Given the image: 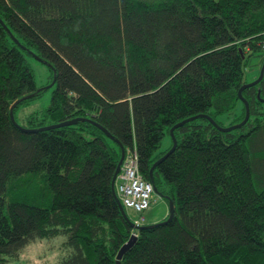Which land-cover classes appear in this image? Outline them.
<instances>
[{
    "label": "trees",
    "instance_id": "1",
    "mask_svg": "<svg viewBox=\"0 0 264 264\" xmlns=\"http://www.w3.org/2000/svg\"><path fill=\"white\" fill-rule=\"evenodd\" d=\"M0 20V264L57 236L56 264H115L132 233L119 264H264V76L241 92L245 125L193 119L162 158L177 123L235 114L248 60H264V0H0ZM30 52L54 89L21 124L18 109L47 90ZM72 119L84 120L39 130ZM97 125L172 201L169 221L123 217L120 148Z\"/></svg>",
    "mask_w": 264,
    "mask_h": 264
},
{
    "label": "rangeland",
    "instance_id": "2",
    "mask_svg": "<svg viewBox=\"0 0 264 264\" xmlns=\"http://www.w3.org/2000/svg\"><path fill=\"white\" fill-rule=\"evenodd\" d=\"M28 63L33 71L35 83L37 88H43L48 82V68L37 61L36 59L27 58ZM260 58L252 57L248 60V68L245 70L244 81L246 83L251 82L256 78L260 68ZM255 77V78H254ZM54 87L44 90L39 98L30 101L27 105L21 106L17 111V118L19 123H22L21 118L23 115H28L34 112L40 114L50 102L51 92ZM241 103V102H240ZM241 104H237L235 114L220 115L216 118L218 125L222 128L232 126L231 123L238 114V110L241 108ZM235 125V124H233ZM170 145L169 137H165L162 141L161 148L165 149ZM151 204L148 210L140 213L133 212L132 210L126 209V216L131 220L135 221L140 216L144 218L140 226L148 225L153 221H159L167 216L168 204L163 200L157 193H152ZM64 238L57 236L53 239H42L36 240L26 246L18 255V260H14L12 264H56L61 260L64 255L62 243Z\"/></svg>",
    "mask_w": 264,
    "mask_h": 264
},
{
    "label": "water",
    "instance_id": "3",
    "mask_svg": "<svg viewBox=\"0 0 264 264\" xmlns=\"http://www.w3.org/2000/svg\"><path fill=\"white\" fill-rule=\"evenodd\" d=\"M0 24H2L1 20H0ZM2 25H3V24H2ZM3 27H4V28L6 29V31L9 33V31L7 30V28H6L4 25H3ZM30 55H31L34 59H36L37 61H42L39 57H37L35 54H32L31 52H30ZM42 63H44V65H46V62L42 61ZM263 76H264V60H263L261 66H260V68H259L258 76L256 77V79H254L253 81H251V82H249V83H245V84H243V85L239 88V90H238V92H237V95H238L239 100L243 103V105H244V107H245V115H244V118L242 119V121H240L239 123H236L235 125H232V126H230V127L222 128V127H220V126H219L214 120H212L209 116H206V115H197V116L190 117V118H188V119H186V120H183V121H181L180 123H177L176 125H174V126L170 129L169 133H170V136H171V138H172V146H171V148L169 149V151H168V152H167L162 158H164L168 153H170V152L173 150V148L175 147L176 141H175V139L173 138V130H174L175 128H177V127L183 125L184 123L193 120V119H196V118H205V119H207V120H208V121H209V122H210L215 128H217L218 130H220V131H222V132H229V131L234 130V129H239L240 127H242L243 125H245V123L248 121V118H249V106H248L247 101L242 97L241 92H242L243 89H245V88H247V87H249V86L256 85V84H257V83L263 78ZM52 80H53V79H52ZM53 83H54V82H53ZM53 83H50L49 85H47V86L44 87V88H45V89L50 88V87L53 85ZM39 90H40V89H38L37 92H38ZM31 96H33V94H31L30 97H31ZM16 103H17V102H15V103L12 105V107L10 108L11 110H12L13 107L16 105ZM10 119H11L12 122H14V121H13V116H12V113H11V112H10ZM82 120H84V119H72V120H69V121H66V122H63V123H59V124H55V125H49V126L42 127V128H40L39 130H44V129L54 128V127H59V126H64V125H71V124H75V123H77L78 121H82ZM97 126H98V125H97ZM98 127L103 131V133L106 135V137H108L110 140L115 141V143H117L118 146H119V148H120V157H119V160H118V162H117L116 169H115V171H114V174H113V177H112V181H111V187H112V191H113V193H114V181H115V178H116L117 174H118L119 171H120V166H121L122 161H123V158H124V149H123V147L119 144V142H118L117 140H115V139L113 138V136H111V135H110V134H109L104 128H102V127H100V126H98ZM35 130H37V129H35ZM162 158H161V159H162ZM161 159H159V160H161ZM159 160H158L157 162H155V163L151 166V168H150V177H151V173H152L153 168L157 165V163L159 162ZM151 184L153 185V181H152V179H151ZM153 191H154V193H157L156 188H155L154 185H153ZM114 196H115V198H116V200H117V202H118V204H119V207H120V210H121V212H122L123 217L129 222V224H130L131 226H133V227H135V228H139V227H136V226H135V225H134V224H133L128 218H127V216H126V214H125V212H124V209H123L122 205L120 204L119 199L116 197V194H115V193H114ZM172 215H173V204H172V201L169 200V201H168V217H167V219H166L165 221H163V222H167V221H169V220L171 219ZM163 222H161V223H163ZM154 225H156V224H152V225H150V226H154ZM145 227H147V226H145ZM140 228H143V227H140ZM135 239H136V235H135V234H131L130 237H129V239L127 240V242L124 243V244L120 247V249H119V251L117 252V255H116V261H115V264H119L118 260H119V259L121 258V256L125 253V251H127V250L131 247V245L133 244V242L135 241Z\"/></svg>",
    "mask_w": 264,
    "mask_h": 264
},
{
    "label": "built area",
    "instance_id": "4",
    "mask_svg": "<svg viewBox=\"0 0 264 264\" xmlns=\"http://www.w3.org/2000/svg\"><path fill=\"white\" fill-rule=\"evenodd\" d=\"M120 182L121 185L118 186L117 195L124 208L137 213L149 208L153 186L145 182L139 175L134 153L127 152L117 175L115 187ZM139 221H142V219H139Z\"/></svg>",
    "mask_w": 264,
    "mask_h": 264
},
{
    "label": "bare ground",
    "instance_id": "5",
    "mask_svg": "<svg viewBox=\"0 0 264 264\" xmlns=\"http://www.w3.org/2000/svg\"><path fill=\"white\" fill-rule=\"evenodd\" d=\"M42 62V61H41ZM253 81V80H252ZM54 82V79L50 82V83H53ZM49 83V84H50ZM48 84V85H49ZM53 85H54V83H53ZM249 115H250V112H249ZM206 116H208V115H206ZM210 117V116H209ZM211 118V117H210ZM212 119V118H211ZM213 120V119H212ZM116 181H117V176H116V179H115V183H116ZM119 185H121V182L115 187V184H114V189H115V192H116V195H117V192H118V186ZM118 196V195H117ZM119 198V197H118Z\"/></svg>",
    "mask_w": 264,
    "mask_h": 264
},
{
    "label": "clouds",
    "instance_id": "6",
    "mask_svg": "<svg viewBox=\"0 0 264 264\" xmlns=\"http://www.w3.org/2000/svg\"><path fill=\"white\" fill-rule=\"evenodd\" d=\"M66 239V238H65ZM69 251H70V249H69Z\"/></svg>",
    "mask_w": 264,
    "mask_h": 264
},
{
    "label": "crops",
    "instance_id": "7",
    "mask_svg": "<svg viewBox=\"0 0 264 264\" xmlns=\"http://www.w3.org/2000/svg\"><path fill=\"white\" fill-rule=\"evenodd\" d=\"M255 78V77H254Z\"/></svg>",
    "mask_w": 264,
    "mask_h": 264
}]
</instances>
